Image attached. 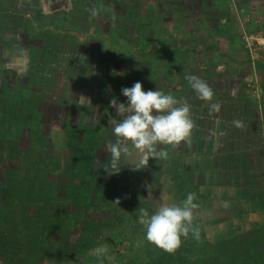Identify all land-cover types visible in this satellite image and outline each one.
Masks as SVG:
<instances>
[{"label":"rangeland","instance_id":"374dc122","mask_svg":"<svg viewBox=\"0 0 264 264\" xmlns=\"http://www.w3.org/2000/svg\"><path fill=\"white\" fill-rule=\"evenodd\" d=\"M240 2L0 0V65L29 92L15 145L0 152V264H264V50L253 58L243 41L264 37V5ZM188 75L237 110L239 145H165L169 158L146 166L133 149L112 171L110 101L126 102L122 88L139 81L186 103L197 96ZM204 166L216 182L199 190L216 197L205 208L229 214L224 226L198 214V240L190 233L172 253L148 242L139 209L183 201L175 177L186 184Z\"/></svg>","mask_w":264,"mask_h":264},{"label":"clouds","instance_id":"9594fccd","mask_svg":"<svg viewBox=\"0 0 264 264\" xmlns=\"http://www.w3.org/2000/svg\"><path fill=\"white\" fill-rule=\"evenodd\" d=\"M100 10L93 8L92 15H97ZM185 79L200 99L212 101L215 93L205 80L196 75H188ZM122 94L127 97L126 102H119L115 97L110 101L116 111L115 117H120L111 120L115 140H107L104 144L112 171H120L119 162L124 157H131L133 149L140 157V164L146 166L150 158H169L165 145L175 148L182 142L190 144L194 122L187 103H181L171 93L157 88L145 91L139 81L122 88ZM210 110L219 112L220 104H210ZM233 124L237 128L244 126L241 120H234ZM136 167L140 168L139 165ZM195 200L196 193L189 192L183 201L163 203L151 214L140 208L139 223L145 229L146 240L169 253L177 250L182 238H187L190 233L198 240L200 232L193 223L194 209L198 207ZM94 254L106 258L108 249L100 246Z\"/></svg>","mask_w":264,"mask_h":264},{"label":"crops","instance_id":"0c3cea01","mask_svg":"<svg viewBox=\"0 0 264 264\" xmlns=\"http://www.w3.org/2000/svg\"><path fill=\"white\" fill-rule=\"evenodd\" d=\"M240 2L242 5H248V6H255V5H264V0H241ZM2 10L4 8L0 7V15H2ZM0 28L4 30L3 25H0ZM0 65V128L4 126V123L9 122L10 124V130L9 132L14 131L16 124L19 123L21 120L18 117L19 111L18 106L23 107V110L26 111L28 108V97L29 92L25 91L26 87H20L18 83L16 82V79L18 76H11V78H8L7 81H9L12 87L10 89H6L7 84H3L2 80L5 78L7 79L8 73L6 74V71H4ZM6 81V80H5ZM30 82V80H27ZM27 82V83H28ZM18 86H17V85ZM26 83L23 85L25 86ZM28 85V84H26ZM21 88V90L19 89ZM4 88V90L2 89ZM231 99V98H230ZM186 103L190 106L191 113L190 118L194 122V128L192 130L191 134H194L193 137H190V147L191 148H198V147H206V148H214V147H237L239 145L238 140V128L232 123V116L237 117L238 112L235 109L232 111L231 109L225 110L220 105L219 112L211 111L210 110V104L213 103H219L220 100H222V95L215 94L212 101H205L203 99H200L198 96L195 97V95H190V93H187L185 96ZM197 100V102H196ZM234 103H232V106L236 107L235 99ZM22 101V104H21ZM196 102V103H195ZM235 104V105H234ZM62 113V112H61ZM230 118L231 121L226 123H223V118ZM199 134L200 137L197 139L195 134ZM202 135H205L202 136ZM202 136V137H201ZM186 144V143H185ZM181 145V144H180ZM187 145V144H186ZM206 169V172L203 170ZM203 172L198 174L197 179H187V183H181L177 179V176L175 177V185L177 186V192L182 195V197L186 198L187 193L194 192L196 193V200L194 203L198 205L196 209H194V215H202V217L206 216V214H211L213 217V220L218 221L220 224L218 226H223L226 221V216L229 214L226 213V211L223 210L222 205L219 204V207L216 211H213L212 208H205V202H208L212 197L216 198L215 195L209 196L207 198V195H205V191H200L199 188H204L207 185H215L214 180V173H211V170L214 171V168H209V166L202 167ZM211 173V174H210ZM202 175V176H201ZM205 184V185H204ZM194 188V189H193ZM240 193V192H239ZM151 194V193H150ZM221 194V193H220ZM152 195V194H151ZM177 195V194H175ZM240 197V196H239ZM218 199H223L222 194L218 195ZM238 200V197H237ZM218 201V200H217ZM217 201H215V204H217ZM239 201V200H238ZM216 207V206H215ZM210 217V216H209ZM209 217L206 216V219H209ZM225 219V220H223ZM123 230L128 232L131 227L129 226H123ZM132 232V235H131ZM135 230H130V232L127 233L128 239L133 237V233ZM142 238L140 237V242H142Z\"/></svg>","mask_w":264,"mask_h":264},{"label":"built area","instance_id":"2783aa9c","mask_svg":"<svg viewBox=\"0 0 264 264\" xmlns=\"http://www.w3.org/2000/svg\"><path fill=\"white\" fill-rule=\"evenodd\" d=\"M262 29L264 30V20ZM264 37L256 35L255 33H245L243 35V41L245 43V47L251 53L253 58H256L258 55L261 54L264 50Z\"/></svg>","mask_w":264,"mask_h":264},{"label":"flooded vegetation","instance_id":"af4514ba","mask_svg":"<svg viewBox=\"0 0 264 264\" xmlns=\"http://www.w3.org/2000/svg\"><path fill=\"white\" fill-rule=\"evenodd\" d=\"M7 78H9V77H7ZM3 90H4V88H2ZM7 89V88H6ZM9 89V88H8ZM9 122H5L4 123V126L2 127V128H0V152H3V151H5V149L6 150H9V148H11V147H13V145H15V142H13V141H11V139H10V136L12 135V133H13V131L12 132H9V130H10V124H8ZM18 124V123H17ZM16 124V125H17ZM3 135H2V134ZM124 164H126V163H124ZM6 175H8V174H6ZM11 179V178H10ZM8 193H9V191H8ZM4 195V194H3ZM133 200H136V199H138L137 197H136V195H132V197H131ZM224 226V225H223ZM212 226H207V228L208 229H210ZM211 234V233H210ZM208 235H209V233H208Z\"/></svg>","mask_w":264,"mask_h":264},{"label":"water","instance_id":"95a60500","mask_svg":"<svg viewBox=\"0 0 264 264\" xmlns=\"http://www.w3.org/2000/svg\"><path fill=\"white\" fill-rule=\"evenodd\" d=\"M153 191H154V190H153ZM153 191H152V192H150V193H152V195H153V193H154ZM147 193H149V191H147Z\"/></svg>","mask_w":264,"mask_h":264}]
</instances>
